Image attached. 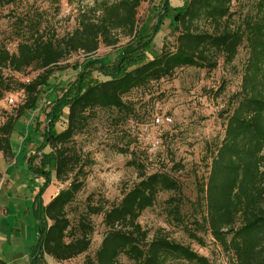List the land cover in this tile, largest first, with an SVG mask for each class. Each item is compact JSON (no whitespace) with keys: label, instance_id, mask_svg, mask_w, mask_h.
<instances>
[{"label":"trees","instance_id":"16d2710c","mask_svg":"<svg viewBox=\"0 0 264 264\" xmlns=\"http://www.w3.org/2000/svg\"><path fill=\"white\" fill-rule=\"evenodd\" d=\"M148 1L102 0L91 8L95 19L83 14L77 26L61 37L47 33L42 14L29 10L13 19L15 50L0 44V99L11 90L23 96L0 123V152L16 164L19 158L13 147L39 139L33 153L24 156L31 176L43 178L32 201L38 237L29 249V264H41L45 255L66 262L81 254L80 264H264V0H182L178 6L164 0L150 31L148 20L138 22L139 7ZM170 13L173 41L166 38L153 51L155 35ZM117 32L128 41L113 60L87 57L71 65L75 74L65 84L51 81L53 67L68 55L80 50L93 53L100 43L113 45ZM241 47L245 59L239 88L221 110L222 134L206 144L207 175L195 182L194 199L184 194L182 183L171 172L147 173L137 163L138 181L118 201L87 202L73 218L69 216L94 163L76 137L88 130L99 110L132 116L134 107L123 97L133 89L170 78L178 68L211 71L220 60L230 64ZM58 67L65 70L69 65ZM3 69L20 78L3 74ZM94 71L105 78L94 77ZM25 76H30L29 82ZM45 91L53 96L40 105ZM41 106L44 123L37 115L28 128L27 118ZM62 117L64 125L59 130ZM176 167L180 169L179 164ZM52 177L65 185L44 205L41 195ZM161 192L169 193L163 200L168 220L200 246L204 245L202 234L209 233L224 263L170 238L163 228L149 236L138 217ZM91 215L102 216L105 231L98 247L89 253L94 230ZM0 264L8 263L0 258Z\"/></svg>","mask_w":264,"mask_h":264},{"label":"rangeland","instance_id":"374dc122","mask_svg":"<svg viewBox=\"0 0 264 264\" xmlns=\"http://www.w3.org/2000/svg\"><path fill=\"white\" fill-rule=\"evenodd\" d=\"M101 1L14 0L6 4L5 0H2L4 4L0 5V44L5 45L10 52L15 50L16 40L12 22L19 14L38 10L42 14L44 30L61 37L77 26L83 14L95 19L96 15L92 13L91 8ZM181 1L170 0L169 5L178 6ZM163 2L164 0H150L142 3L138 10L139 24L148 20L147 27L150 31V26L156 20ZM234 7L237 8L235 1ZM169 16L171 17V13L164 18L160 31L155 35L153 51H158L166 38L170 42L173 41L169 33ZM116 37L115 44L100 43L93 53L80 50L68 55L64 61L53 67L51 81L58 80L65 84L75 74L71 65L83 62L87 57L113 60L118 50L128 41V37L122 33L117 32ZM150 52H148L149 57ZM244 59L245 49L241 47L230 64H223L220 60L218 66L211 71L195 67L178 68L170 78L153 82L146 88L133 89L123 97L134 107L135 113L132 116L124 118L125 116L122 117L115 110H99L88 130L76 137L78 145L83 150L90 151L94 163L89 167L83 187L70 206L69 216L73 218L87 202L89 204L104 202V205H109L118 201L122 193L138 181L137 163L147 173L156 170L171 172L182 183L184 194L189 199H194L195 182L207 175L206 144L223 132V119L220 113L226 107L230 94L239 88L240 70ZM65 64L69 67L60 70L58 66ZM2 73L11 75L15 79L20 78V75L8 69H3ZM93 76L98 79L105 78L96 71L93 72ZM58 90L54 94H58ZM44 93L45 95L40 96V105L46 104L53 96L51 91ZM10 96L14 98V104L9 103ZM22 99L23 96L18 90L4 93L0 99V123L6 113L16 108ZM43 107L32 111V117L26 120L28 128L31 129L33 119L37 115L41 124L44 123ZM163 114L170 115L172 123L154 126L153 116ZM63 125L64 117L58 121L57 129L60 130ZM154 136L160 138V145L157 148L150 145ZM38 143L39 139H36L25 144L27 145L25 150L32 153ZM0 154L2 155L1 152ZM2 161L5 160L1 157L0 168ZM177 164L180 169L176 167ZM1 177L0 173V180ZM61 185L64 186L65 183ZM168 196V192H161L153 206L145 209L138 217L139 223L148 231L149 236H152L158 228H163L170 238L190 245L200 254L213 255L215 261L224 263L225 260L219 254L217 243L209 233L202 234L204 245L200 246L180 227L168 220L163 209V200ZM90 218L94 230L88 252L92 253L98 247L105 227L101 215H91ZM83 257L84 254H81L59 264H80ZM166 264L177 263L168 261Z\"/></svg>","mask_w":264,"mask_h":264},{"label":"crops","instance_id":"0c3cea01","mask_svg":"<svg viewBox=\"0 0 264 264\" xmlns=\"http://www.w3.org/2000/svg\"><path fill=\"white\" fill-rule=\"evenodd\" d=\"M27 145L13 147L19 162L2 161L0 180V258L8 264H29V249L38 237L37 219L32 214V201L43 178L33 177L26 167ZM34 150H32L33 153ZM3 156L0 154V158ZM62 185L52 177L41 195L43 204H47ZM41 264H59L45 255Z\"/></svg>","mask_w":264,"mask_h":264},{"label":"built area","instance_id":"2783aa9c","mask_svg":"<svg viewBox=\"0 0 264 264\" xmlns=\"http://www.w3.org/2000/svg\"><path fill=\"white\" fill-rule=\"evenodd\" d=\"M24 81L29 82L30 80V76H25L23 77ZM9 103H15V100L12 96H10L8 98ZM172 123V117L170 115L167 114H163V115H154L153 119H152V124L154 126H160V125H169ZM150 145L153 148H157L160 145V138L158 136H154L152 137V141L150 143Z\"/></svg>","mask_w":264,"mask_h":264}]
</instances>
